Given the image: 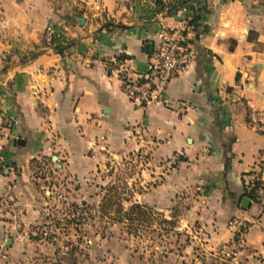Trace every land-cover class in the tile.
Returning a JSON list of instances; mask_svg holds the SVG:
<instances>
[{
	"label": "crops",
	"instance_id": "crops-1",
	"mask_svg": "<svg viewBox=\"0 0 264 264\" xmlns=\"http://www.w3.org/2000/svg\"><path fill=\"white\" fill-rule=\"evenodd\" d=\"M186 21L194 62L169 83L165 104H132L108 64L125 56L132 73L144 72L145 46ZM0 107L10 133L0 198L11 187L21 210L18 225L10 215L0 222V264L26 261L32 246L19 239L49 220L52 193L37 179L45 163L88 203L105 158L133 151L158 168L178 158L139 204L179 218L177 230L196 226L206 251L232 244L237 220L246 252L264 259V210L242 207L244 182H264V132L249 124L256 114L264 130V0H0ZM92 250L68 264H103ZM122 251L125 264H139Z\"/></svg>",
	"mask_w": 264,
	"mask_h": 264
},
{
	"label": "rangeland",
	"instance_id": "rangeland-1",
	"mask_svg": "<svg viewBox=\"0 0 264 264\" xmlns=\"http://www.w3.org/2000/svg\"><path fill=\"white\" fill-rule=\"evenodd\" d=\"M45 164L43 170H37V179L52 193L47 196L50 199L45 208L49 220L35 227L25 238H18L32 246L30 257L24 262L19 260L18 264H68L75 253L84 256L92 249V254L96 259L101 258L103 264H118L120 260L125 264L129 259L116 256L122 248L139 264H264V259L252 257L245 246L238 249L234 243L216 251H206V238L196 231V226L177 230L182 227L179 218L168 221L163 213L139 204L150 187L161 183L166 173L177 167L178 161L170 165L162 161L158 168L150 154L139 151L107 156L89 178L86 196L91 200L88 203L76 197L80 194L74 181L58 174L50 162ZM106 196L111 198V203L102 210ZM134 204L144 207V215L136 214L132 218L135 220H130L123 214ZM179 207L174 208L176 217L182 212ZM14 213L9 210L0 217V222H7V215H10L12 224L18 225L19 219L15 223ZM101 242H107L104 245L109 248L107 251L97 249ZM43 247L49 248L51 254L42 253ZM5 248L6 245L1 244L0 249Z\"/></svg>",
	"mask_w": 264,
	"mask_h": 264
},
{
	"label": "built area",
	"instance_id": "built-area-1",
	"mask_svg": "<svg viewBox=\"0 0 264 264\" xmlns=\"http://www.w3.org/2000/svg\"><path fill=\"white\" fill-rule=\"evenodd\" d=\"M192 25L182 22L179 27H161L158 39L148 52L147 68L142 73H132L125 59H116L107 66L108 73L115 77L129 101L141 108H147L153 103H166L165 95L169 83L184 72L195 60V49L190 41ZM51 39V38H50ZM50 39L47 42L50 44ZM249 124L257 132L263 133L262 123L256 114L249 116ZM9 123L4 118L0 107V172L5 168V152L9 138ZM178 161V158L173 160ZM11 187L6 189L0 198V217L11 210L15 223L18 221L19 207L11 195ZM245 197L264 210V182L252 177L244 182ZM5 214V215H4ZM232 226H237L233 243L241 249L246 244L247 227L234 220ZM239 225V226H238Z\"/></svg>",
	"mask_w": 264,
	"mask_h": 264
},
{
	"label": "trees",
	"instance_id": "trees-1",
	"mask_svg": "<svg viewBox=\"0 0 264 264\" xmlns=\"http://www.w3.org/2000/svg\"><path fill=\"white\" fill-rule=\"evenodd\" d=\"M190 25H192L191 23H189ZM55 42V39H53V37L50 39V44H53ZM44 43V45L46 44V42L44 41L43 42ZM58 46H56V51H58V53H62L65 49H67V47H69V45L68 44H66V46L64 47V48H62V49H58L57 48ZM119 59H127L125 56H120L119 57ZM110 203H111V198H107V196L106 197H104L103 198V202H102V204H101V209L103 210V208L105 207V206H108V205H110ZM119 211L121 212L122 210H121V208L119 209ZM136 214H138V216H143L144 215V207H142L141 205H139V204H134V205H132L131 207H130V209L128 210V212H126V213H124L123 215H124V217H127V218H130V220H135V219H132L133 217H135V215ZM140 217H138V218H136V221L140 218Z\"/></svg>",
	"mask_w": 264,
	"mask_h": 264
},
{
	"label": "water",
	"instance_id": "water-1",
	"mask_svg": "<svg viewBox=\"0 0 264 264\" xmlns=\"http://www.w3.org/2000/svg\"><path fill=\"white\" fill-rule=\"evenodd\" d=\"M78 21H79L80 23H83V19H82V17L79 16V17H78ZM150 47H151L150 45H146V46H145V51L149 52V51H150ZM246 203H249V200H248L247 198H245V199L243 200V202H242V207H243V208L246 207V206H245Z\"/></svg>",
	"mask_w": 264,
	"mask_h": 264
}]
</instances>
